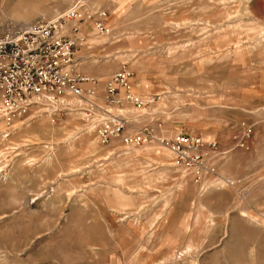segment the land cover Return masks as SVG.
<instances>
[{
	"label": "rangeland",
	"instance_id": "374dc122",
	"mask_svg": "<svg viewBox=\"0 0 264 264\" xmlns=\"http://www.w3.org/2000/svg\"><path fill=\"white\" fill-rule=\"evenodd\" d=\"M72 1L0 0V34ZM92 6L108 13L111 36L91 25L77 58L98 81V107L70 97L80 105L0 119V264H264V0ZM124 67L151 102L121 108L130 132L217 142L215 178L195 184L156 140L100 143L99 107L120 109L105 105V84Z\"/></svg>",
	"mask_w": 264,
	"mask_h": 264
},
{
	"label": "built area",
	"instance_id": "2783aa9c",
	"mask_svg": "<svg viewBox=\"0 0 264 264\" xmlns=\"http://www.w3.org/2000/svg\"><path fill=\"white\" fill-rule=\"evenodd\" d=\"M92 2L73 0L56 18L26 25L9 24L0 34V119L7 126L37 106L64 98L77 97L98 107L93 102L98 98V81L79 70L77 58L78 45L85 40L84 24H91L102 36L111 35L108 13L93 8ZM132 79L133 73L125 67L115 73L105 84V105L121 109L127 104L142 109L151 103L134 92ZM99 108L107 115L97 128L102 145L120 139L127 147H138L156 140L195 184L202 185L207 178L217 176V160L222 155L217 142L187 133L172 139L157 138L151 125L130 132L125 115ZM252 133V127L244 125L243 137L236 141L245 147V139Z\"/></svg>",
	"mask_w": 264,
	"mask_h": 264
},
{
	"label": "bare ground",
	"instance_id": "6f19581e",
	"mask_svg": "<svg viewBox=\"0 0 264 264\" xmlns=\"http://www.w3.org/2000/svg\"><path fill=\"white\" fill-rule=\"evenodd\" d=\"M98 33V32H97ZM99 34V33H98ZM111 36V35H110ZM106 37V36H105ZM107 37H109V36H107ZM97 40V39H96ZM105 40H102V42H104ZM98 42V41H97ZM70 98V97H69ZM75 98H77V97H75ZM66 99H68V98H64V99H61L59 102H54V103H48V104H46V105H43V106H45V107H43V108H45V109H43L42 111L44 112V113H48V114H52V112H54L55 110L57 111V109L58 108H56L57 107V105L56 104H62L63 105V103H64V101L66 100ZM78 101H76V99H74V100H67L66 101V103H64V105H68L69 107H74V106H79L80 105V102H78ZM86 102H88V101H86ZM58 104V105H59ZM87 104V103H86ZM49 107V108H51V110L50 109H46L47 107ZM42 109V108H41ZM118 114H123V115H126L127 114V112L126 111H124V110H122V109H118ZM146 114V113H145ZM141 115V114H140ZM92 127V126H91ZM94 127V126H93ZM19 128V127H18ZM88 130V129H87ZM5 133H7V131L5 132ZM68 139V138H67ZM71 140V139H70ZM107 159V158H106ZM105 159V160H106ZM235 183V182H234ZM223 184H225L224 182H223Z\"/></svg>",
	"mask_w": 264,
	"mask_h": 264
},
{
	"label": "crops",
	"instance_id": "0c3cea01",
	"mask_svg": "<svg viewBox=\"0 0 264 264\" xmlns=\"http://www.w3.org/2000/svg\"><path fill=\"white\" fill-rule=\"evenodd\" d=\"M89 27H91V24H84V25L82 26L83 34L85 33V30H86V29H89ZM79 66H80V65H79ZM79 69L82 71V66H80ZM98 95H99V94H98ZM98 98H100V96H98Z\"/></svg>",
	"mask_w": 264,
	"mask_h": 264
}]
</instances>
